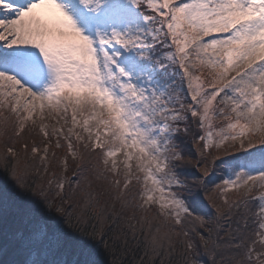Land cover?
I'll return each instance as SVG.
<instances>
[{
  "label": "snow or ice",
  "instance_id": "1",
  "mask_svg": "<svg viewBox=\"0 0 264 264\" xmlns=\"http://www.w3.org/2000/svg\"><path fill=\"white\" fill-rule=\"evenodd\" d=\"M121 218L264 264V0H0V264H116Z\"/></svg>",
  "mask_w": 264,
  "mask_h": 264
},
{
  "label": "trees",
  "instance_id": "2",
  "mask_svg": "<svg viewBox=\"0 0 264 264\" xmlns=\"http://www.w3.org/2000/svg\"><path fill=\"white\" fill-rule=\"evenodd\" d=\"M255 203L253 204V210H255ZM117 209H119V205H116ZM127 215H131V213H128ZM126 218H121L119 223L115 225V229L117 232L120 231V229L124 228L128 231V240L129 243L127 245V248H124L119 242H117L116 245V251H115V259L116 264H141V260H143V264H152L153 259H155L156 264H160L159 257H153L152 256V236L155 235L153 232L152 234L148 233L149 224L145 222L143 224L144 233H141V225H136V237L138 238V242L134 241L132 239V231L130 229H127ZM111 226V222L109 224ZM147 250L148 255H145V251ZM111 259V257H109ZM163 259L168 260L170 257H163Z\"/></svg>",
  "mask_w": 264,
  "mask_h": 264
},
{
  "label": "rangeland",
  "instance_id": "3",
  "mask_svg": "<svg viewBox=\"0 0 264 264\" xmlns=\"http://www.w3.org/2000/svg\"><path fill=\"white\" fill-rule=\"evenodd\" d=\"M45 123L48 124V126H49V131H50L51 126H52V124L54 123V121L47 120V121H45ZM65 131H66V129H65ZM66 175L69 176V177H71V172L67 173ZM255 207H256V206H255Z\"/></svg>",
  "mask_w": 264,
  "mask_h": 264
}]
</instances>
